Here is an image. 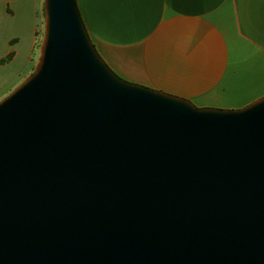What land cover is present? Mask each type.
I'll use <instances>...</instances> for the list:
<instances>
[{
  "label": "water",
  "instance_id": "1",
  "mask_svg": "<svg viewBox=\"0 0 264 264\" xmlns=\"http://www.w3.org/2000/svg\"><path fill=\"white\" fill-rule=\"evenodd\" d=\"M34 71L0 100V264H264V96L131 82L77 0H44Z\"/></svg>",
  "mask_w": 264,
  "mask_h": 264
},
{
  "label": "crops",
  "instance_id": "2",
  "mask_svg": "<svg viewBox=\"0 0 264 264\" xmlns=\"http://www.w3.org/2000/svg\"><path fill=\"white\" fill-rule=\"evenodd\" d=\"M29 1L22 3L25 19ZM14 2L0 0V23L10 30ZM77 2L97 50L123 78L199 107L241 108L264 96V0ZM43 4L35 11L30 62ZM8 36L1 65L19 55L22 35Z\"/></svg>",
  "mask_w": 264,
  "mask_h": 264
},
{
  "label": "rangeland",
  "instance_id": "3",
  "mask_svg": "<svg viewBox=\"0 0 264 264\" xmlns=\"http://www.w3.org/2000/svg\"><path fill=\"white\" fill-rule=\"evenodd\" d=\"M24 2L25 0H15L14 2L18 14L17 23L13 29L12 26H10L11 30L9 28H5L4 24L0 23V56L6 53L9 49L7 39L10 36L8 35L15 33L22 35L21 44L18 46V58L7 64H0V100L12 92L34 71L40 56V48L45 31V2L40 12V22L35 31L31 62L29 61V57L31 55V41L33 35L32 26L34 21L38 19V16L36 18L35 11L37 10L40 0L29 1V5L26 6L25 11L26 19L24 18L22 12V3ZM6 58L7 56L4 57L5 61L2 59V63L9 62L10 59Z\"/></svg>",
  "mask_w": 264,
  "mask_h": 264
},
{
  "label": "trees",
  "instance_id": "4",
  "mask_svg": "<svg viewBox=\"0 0 264 264\" xmlns=\"http://www.w3.org/2000/svg\"><path fill=\"white\" fill-rule=\"evenodd\" d=\"M11 57H12V54H9L6 59H10ZM3 61H5V59H3Z\"/></svg>",
  "mask_w": 264,
  "mask_h": 264
}]
</instances>
